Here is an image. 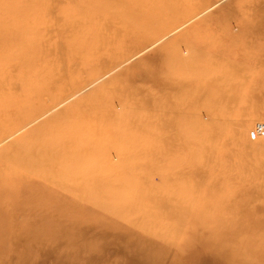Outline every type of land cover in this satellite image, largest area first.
<instances>
[{
    "label": "rangeland",
    "instance_id": "obj_1",
    "mask_svg": "<svg viewBox=\"0 0 264 264\" xmlns=\"http://www.w3.org/2000/svg\"><path fill=\"white\" fill-rule=\"evenodd\" d=\"M0 5V32L17 26L0 42V264H222L199 253L208 216L264 189V0Z\"/></svg>",
    "mask_w": 264,
    "mask_h": 264
},
{
    "label": "bare ground",
    "instance_id": "obj_2",
    "mask_svg": "<svg viewBox=\"0 0 264 264\" xmlns=\"http://www.w3.org/2000/svg\"><path fill=\"white\" fill-rule=\"evenodd\" d=\"M4 24H11V23L9 21H4ZM25 26H31V25L25 23ZM11 28L16 29L17 26L15 25V27H12V25H10L9 31L4 33L0 32V42L6 40L9 41L11 39H17L14 37L13 38L10 37V34L13 32ZM27 42L31 44L32 40L27 38ZM17 59L18 58H15V62H17ZM225 173H227V171ZM246 178L247 177H245V179ZM240 184L242 183L240 182ZM242 188L239 191L235 190V191H230L229 194L227 193V195H225L226 196L225 200L227 203H225L224 198H221L222 199L221 202L223 204L221 206V209H218L217 212L210 213V217L213 220L208 216L207 219L208 226H205V229H203V233L207 229H211L213 234L216 233L215 236L214 235L212 236V238L214 237L213 239L214 245L210 244L205 246L206 247L205 249H202V247L205 244L209 243V240L207 238V240L202 243L204 245L198 247L200 251L199 253L208 255L209 257L215 260L219 259V262L222 264H264V236L261 235L260 238L256 237L255 234L256 223H254L253 221L256 214V210L259 208L264 209V189H262V186L259 185H255L251 190H247L248 188L246 190H243ZM223 192L225 193V190ZM241 206L242 207L247 206V208H242ZM233 211L237 213L238 216L237 220H232V217L230 218L226 217V214L228 212H233ZM262 219H263L262 222H264V216ZM211 220H212V224L214 221H216V224L214 226L210 225ZM189 237L192 238V240H185L183 249L193 248L197 246L198 239L203 240L204 238L203 236H200L198 239H195L194 235H191ZM217 242L218 245L216 246ZM174 256L175 253H173L171 256L173 261H175ZM179 261L180 263L182 262L183 264H185V261L182 259V257L179 258Z\"/></svg>",
    "mask_w": 264,
    "mask_h": 264
},
{
    "label": "built area",
    "instance_id": "obj_3",
    "mask_svg": "<svg viewBox=\"0 0 264 264\" xmlns=\"http://www.w3.org/2000/svg\"><path fill=\"white\" fill-rule=\"evenodd\" d=\"M251 139L264 137V121L257 122L254 128L250 131Z\"/></svg>",
    "mask_w": 264,
    "mask_h": 264
}]
</instances>
